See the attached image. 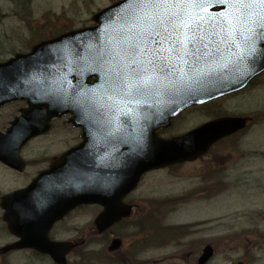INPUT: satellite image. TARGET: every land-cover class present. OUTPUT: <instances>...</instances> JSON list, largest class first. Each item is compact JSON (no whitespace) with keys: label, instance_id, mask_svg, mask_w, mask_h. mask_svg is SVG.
<instances>
[{"label":"water","instance_id":"obj_1","mask_svg":"<svg viewBox=\"0 0 264 264\" xmlns=\"http://www.w3.org/2000/svg\"><path fill=\"white\" fill-rule=\"evenodd\" d=\"M124 4L125 1L95 15L93 21L99 24L96 28L75 32L54 42L41 43L32 49L31 54L16 56V60L0 64V106L26 100L29 110L22 111V118L14 126L33 124L27 134H19L17 130L11 129L10 134H14L12 139L9 136L0 137V160L10 161L19 147L34 136L35 132L32 131L36 128L35 122H38L36 125H44L51 118L75 108L71 106L72 100L64 102L62 95L65 92L55 90L58 77L52 70L67 69L69 73H85V81L97 78L90 87L85 89L82 86L85 91L81 95L95 115L93 125L104 131L98 134L97 153L85 155L82 167L70 170L67 154L23 192L27 194L23 197L22 227L14 229L15 224L8 221L9 228L17 235L35 231L32 233L34 236L45 238L50 225L63 212L93 203L104 207V212L95 221L98 230L104 231L129 216L131 208L124 206L121 200L136 186L143 173L184 160H194L212 142L238 131L244 125L243 120L224 119L218 127V123L207 126L203 133L209 141H197V134L193 136V141L183 137L164 142L157 140L154 133L158 127L167 126L169 120L186 106L202 104L238 91L254 76L262 73L264 30L246 32L241 26L240 31L244 35L237 40L240 47H233L227 42L220 45V54L223 56L220 63L227 67L217 66L219 70L204 82L191 87L148 93L136 100L135 105H126L124 110V97L114 91L116 74L130 72L129 61L122 55L119 41ZM231 11L228 5H209L208 11L202 13L208 17L204 21L205 27L209 32L213 28L219 32L218 18L228 16ZM240 56H244V59L240 60ZM40 71L46 73H38ZM76 109L84 111L81 106ZM36 111L40 114L37 115ZM8 142L13 145L8 147ZM174 142H183V145L180 148ZM86 146L87 141L81 147L85 149ZM62 166L66 168H59ZM63 191H66L64 196L61 194ZM55 196H60V200ZM33 203L40 206L38 210L33 209ZM46 242L38 243L40 250L49 254L58 264H63L64 256L71 246L61 244L52 247ZM211 255L212 250L207 247L199 264H204Z\"/></svg>","mask_w":264,"mask_h":264},{"label":"rangeland","instance_id":"obj_2","mask_svg":"<svg viewBox=\"0 0 264 264\" xmlns=\"http://www.w3.org/2000/svg\"><path fill=\"white\" fill-rule=\"evenodd\" d=\"M113 1L119 0H0V62L29 51L24 34L42 14L60 15L57 25L68 19L75 21L78 29L91 25L92 15ZM60 28L55 26L51 31ZM213 103L183 113L164 137L184 134L213 120L214 113L222 110L228 115L250 116L251 125L239 135L224 139L197 161L147 174L129 196L134 207L131 217L103 239H97L93 227L97 209L76 210L70 220L67 218L69 222L66 219L51 232L52 237L82 244L86 241L87 248L70 253L67 264H192L205 245L215 249L208 264H264V74L243 93ZM20 106L13 104L0 110V128ZM67 119L57 120L48 139L32 146L48 143L45 153L49 158L76 146L79 131L72 129ZM23 157H27L25 151ZM32 174L28 170L15 179L0 171V189L7 192L28 185ZM162 198L165 201L159 205L151 204V199ZM170 225L186 229L183 235L170 237V231L162 230V226ZM68 233L74 237H65ZM110 242L115 246L109 252ZM5 261L52 264L32 253L14 254Z\"/></svg>","mask_w":264,"mask_h":264},{"label":"snow or ice","instance_id":"obj_3","mask_svg":"<svg viewBox=\"0 0 264 264\" xmlns=\"http://www.w3.org/2000/svg\"><path fill=\"white\" fill-rule=\"evenodd\" d=\"M216 3L232 11L218 18L219 32H209L202 13ZM124 7L119 41L130 72L116 74L114 91L137 101L148 93L204 82L217 66L227 67L220 63V45L240 47L241 26L246 32L264 30V0H125Z\"/></svg>","mask_w":264,"mask_h":264},{"label":"flooded vegetation","instance_id":"obj_4","mask_svg":"<svg viewBox=\"0 0 264 264\" xmlns=\"http://www.w3.org/2000/svg\"><path fill=\"white\" fill-rule=\"evenodd\" d=\"M2 166L0 165V168ZM2 211L0 210V222H2ZM51 239H55L54 237H50ZM16 239L12 237L7 231L5 225L2 223V228L0 227V264H11L10 261H5V259H9V257L13 253H28L33 252L30 250H23V251H6L5 248L8 245H12L16 243Z\"/></svg>","mask_w":264,"mask_h":264},{"label":"bare ground","instance_id":"obj_5","mask_svg":"<svg viewBox=\"0 0 264 264\" xmlns=\"http://www.w3.org/2000/svg\"><path fill=\"white\" fill-rule=\"evenodd\" d=\"M48 145V143H43V146H36V148H34V152L33 153H30V157H29V160H32L33 159V157H34V155L36 154V153H39V154H41V153H45L46 152V146ZM92 209V208H91Z\"/></svg>","mask_w":264,"mask_h":264}]
</instances>
